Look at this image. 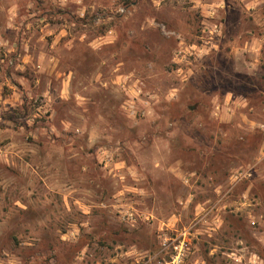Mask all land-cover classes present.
Returning a JSON list of instances; mask_svg holds the SVG:
<instances>
[{"label":"rangeland","instance_id":"rangeland-1","mask_svg":"<svg viewBox=\"0 0 264 264\" xmlns=\"http://www.w3.org/2000/svg\"><path fill=\"white\" fill-rule=\"evenodd\" d=\"M0 264H264V0H0Z\"/></svg>","mask_w":264,"mask_h":264}]
</instances>
